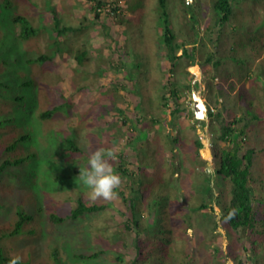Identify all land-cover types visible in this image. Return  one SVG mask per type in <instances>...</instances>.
Here are the masks:
<instances>
[{"label": "trees", "instance_id": "trees-1", "mask_svg": "<svg viewBox=\"0 0 264 264\" xmlns=\"http://www.w3.org/2000/svg\"><path fill=\"white\" fill-rule=\"evenodd\" d=\"M89 2L94 20L84 16L68 26L55 7L50 9L53 25L36 23L12 14L10 0H0V107L9 108H0V264L15 257L17 264H37L13 256L5 242L38 234L56 238L53 264H264V13L258 16L256 9L264 10V0H153L149 6L150 0ZM124 5L156 9L149 10L159 21L152 52L167 66L159 112H151V103V109L137 108L150 95L134 80L140 72L138 54H150L144 38L149 48H132L131 86L119 82L120 87L105 88L83 112L89 115L51 128L43 148L36 146L32 123L57 117L64 122L66 103L51 101L48 86L56 89L55 84H41L34 67L52 64L69 31L86 29L90 36L98 29L105 39L114 38L109 19L122 25ZM42 28L46 48L33 53L27 43ZM128 41L121 44L124 49ZM70 48L80 70L93 74L86 83L71 84L74 90L98 88V78L110 72L99 65L82 67L89 51ZM193 65L200 67L197 81L188 70ZM98 69L103 73L97 75ZM198 86L205 92L208 120L195 119L208 125L213 172L201 165L207 160L199 138L191 141L192 166L177 151L187 140L186 94ZM121 104L134 107V116L125 115ZM97 150L114 154L110 164L122 178L111 200L90 199L79 175ZM42 161L47 170L39 172ZM39 179L71 193L56 199L33 189L23 196L8 186Z\"/></svg>", "mask_w": 264, "mask_h": 264}, {"label": "rangeland", "instance_id": "rangeland-1", "mask_svg": "<svg viewBox=\"0 0 264 264\" xmlns=\"http://www.w3.org/2000/svg\"><path fill=\"white\" fill-rule=\"evenodd\" d=\"M12 14L19 13L25 16L32 17L36 20V23H52L51 20V7H55L56 10L62 15L63 22L65 25H75L78 24L80 20H83L84 16L94 20L93 14L90 12L91 2L89 0H10ZM126 4L129 0H124ZM153 0L147 2L146 6H149ZM138 2H133L137 4ZM139 6V5H138ZM137 8V7H136ZM132 9L128 5L122 7L121 18L124 19L122 25H117L109 19L110 23L113 24L112 32L114 38L105 39L103 35L98 32V29H94L89 36V32L83 31L80 34L76 32L69 31L63 37L64 42L61 45L60 52L54 57L53 62L49 66H36L33 69V73L36 78H39L41 84H52L54 83L56 89H51L48 86V94L51 96V101L54 102H65L66 107L64 112L66 113L64 117V122L62 118L57 117L50 122H37L32 123L34 132L36 133V139L38 143L36 146L43 148L46 131L51 128L54 130H59L63 123L77 124V120L80 121L81 118L89 115L83 112H89L91 105L94 101L100 96L105 88H115L120 87L119 82L123 85L131 86L130 72L134 67V61L136 60L132 48L140 49V44L149 48L150 44V54L144 55L142 52L138 54V60H140V72L135 69L136 73L134 74V80L136 77V86L144 90V94H149L144 102H141L137 108L144 106L151 109L148 103L152 105V111H158V103L161 98V93L163 91L162 85L164 84L165 78V65L160 64L158 61V55L152 52L154 46L152 42H155L159 34V26L156 20L153 18L152 13L149 10L156 11L154 6L150 7H140L137 9ZM258 16L264 13L263 7L260 5L256 6ZM40 26V25H39ZM50 36L53 34L52 30L49 28ZM88 33V34H87ZM161 33V30H160ZM123 34V35H122ZM46 35V31L42 28L37 31L36 39L30 40L27 43V47L32 50L33 53H40L46 48V41L41 38ZM128 39L127 49H124L121 44L125 43V40ZM145 40L148 41V43ZM155 44V43H154ZM81 46L83 49L89 51L90 60L84 62V66L88 67L91 70H95L97 66L108 70L110 72L104 76H100L97 80V87H89V91L86 90H74L71 84H81L90 81L93 74L85 71L83 68L80 70L81 66L77 62L76 57L73 53L69 52L71 50L70 46L77 47ZM121 45V47H119ZM64 47L67 48L65 51ZM81 49V48H79ZM135 50V49H134ZM159 54V53H157ZM142 55L145 56L142 59ZM111 58L115 61L111 63ZM101 68V69H102ZM89 69V70H90ZM101 69H98L96 72L97 75L103 73ZM103 69V70H104ZM90 70V71H91ZM188 70L191 74L194 75V81L201 79L200 67L197 65L189 66ZM31 72V73H32ZM105 72V71H104ZM179 76V75H178ZM183 82H187L186 75L182 77ZM60 90L65 91V95L60 97L58 92ZM204 90L199 89V86L194 89L193 92L186 94V104L188 105L189 114H186L187 126L184 127L183 133L186 135V142L184 145L177 148V151L181 154L182 157L187 158V166H192L193 159L195 160V152L192 149L191 141L199 138L203 144V147L200 149V153L203 159H206L207 162L202 163L201 165L208 171L213 172L212 168V153H211V138L208 130V125L196 120L204 119L208 120L207 113H199L195 111L196 102L199 99H203ZM151 101H150V100ZM42 104V105H41ZM39 106H45L39 100ZM125 108V115L134 116L132 106L126 104H121ZM156 106V107H155ZM195 106V107H194ZM4 110H9L6 106L0 107ZM76 109V111L74 110ZM3 110V111H4ZM140 112L143 113V109ZM195 112V114H194ZM153 113V112H152ZM194 114V116L191 115ZM136 117L138 115H135ZM97 124V121L94 123ZM195 126V128L193 127ZM2 135V132H0ZM129 137V135H126ZM44 139V140H43ZM159 140V138H158ZM190 140V141H189ZM160 141H158L159 143ZM104 151H107V147L104 146ZM37 170L42 172L47 170L46 164L42 161L38 165ZM52 179V178H51ZM9 188L15 193H19L23 196L29 195L33 189L42 191V193H48L53 195L56 199H63L70 195L71 191L68 189L53 187L52 180L48 182L43 179H39L34 184L26 185H15L11 183L8 185ZM216 213L219 214V210L215 207ZM3 216H0V220ZM109 224L112 225L111 228H114L113 221L109 220ZM194 230V229H193ZM195 231V230H194ZM222 233L223 230H221ZM191 233L193 231H190ZM56 238L52 236H43V235H20L8 239L5 244L8 247L9 251L13 256H20L22 259H32L37 264H53L51 253V246L54 245L53 242ZM227 241L224 240V244ZM229 264H232L229 261Z\"/></svg>", "mask_w": 264, "mask_h": 264}, {"label": "clouds", "instance_id": "clouds-1", "mask_svg": "<svg viewBox=\"0 0 264 264\" xmlns=\"http://www.w3.org/2000/svg\"><path fill=\"white\" fill-rule=\"evenodd\" d=\"M113 158V153L106 154L103 150H97L88 158L85 171L80 172L82 183L90 189L88 193L90 199L111 200L117 195L115 189L120 186L122 178L111 167L110 161ZM234 215L235 211L229 215L228 219ZM19 259V257L13 258L10 264H17Z\"/></svg>", "mask_w": 264, "mask_h": 264}, {"label": "built area", "instance_id": "built-area-1", "mask_svg": "<svg viewBox=\"0 0 264 264\" xmlns=\"http://www.w3.org/2000/svg\"><path fill=\"white\" fill-rule=\"evenodd\" d=\"M202 104L205 105L203 99H199V100L196 102V112H199V113H203V112H204L205 115H206V113H207V108H206V106H205V108L203 109V108L201 107Z\"/></svg>", "mask_w": 264, "mask_h": 264}, {"label": "bare ground", "instance_id": "bare-ground-1", "mask_svg": "<svg viewBox=\"0 0 264 264\" xmlns=\"http://www.w3.org/2000/svg\"><path fill=\"white\" fill-rule=\"evenodd\" d=\"M201 107L204 109V108H205V105H204V104H202V105H201Z\"/></svg>", "mask_w": 264, "mask_h": 264}]
</instances>
